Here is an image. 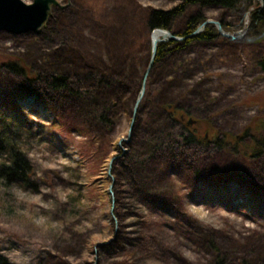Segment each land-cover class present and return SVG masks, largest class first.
<instances>
[{
  "label": "rangeland",
  "instance_id": "1",
  "mask_svg": "<svg viewBox=\"0 0 264 264\" xmlns=\"http://www.w3.org/2000/svg\"><path fill=\"white\" fill-rule=\"evenodd\" d=\"M57 1L66 9L70 27L50 36L0 31V62L21 57L37 69L87 66L122 73L119 61L125 57V72L131 63L129 69L135 67L137 73L130 75V93L108 111L110 125L97 114L92 130L67 125L61 103L44 100L38 87L34 92L7 91L5 104L0 100V110L5 107L21 120L16 141L31 167L26 185L0 181V256L8 264H214L211 239L224 254L223 264H259L257 256L264 250V156L161 143L154 158L174 166L166 183L191 219L179 220L168 201H145L117 173L159 101L177 102L194 120L189 125L197 123L202 132L208 121L236 135L262 123L264 136V71L257 64L264 54V29L251 31L249 0L231 9L188 8L185 14L199 10L206 19L227 24L225 31L236 37L216 32L215 41L189 44L149 70L128 140L133 95L141 91L137 75L144 73L151 48L153 30L144 24L145 13L181 0ZM184 16L174 20L173 30L181 28ZM2 86L8 85L0 81V96ZM159 88L166 90L158 101L154 92ZM5 158L0 154V160ZM202 161L209 171H203ZM179 162L200 166L197 182L180 179ZM163 184L155 188L161 190Z\"/></svg>",
  "mask_w": 264,
  "mask_h": 264
},
{
  "label": "trees",
  "instance_id": "2",
  "mask_svg": "<svg viewBox=\"0 0 264 264\" xmlns=\"http://www.w3.org/2000/svg\"><path fill=\"white\" fill-rule=\"evenodd\" d=\"M239 1L181 0L177 5L168 9H148L144 18V24L148 31L155 28H163L183 37L181 41L166 39L158 42L151 69L163 62L166 57H170L176 51L182 50L189 44L215 41L217 30L212 23H207L197 34L190 35L206 20V17L199 10L193 11L188 15L185 14L190 6H220L231 9ZM247 4L248 7L252 6V9L249 11V27L254 33L260 32L264 29V0H249ZM182 16L184 18L181 28L173 30L172 24L174 20ZM71 23V19L66 14V9L53 7L48 21L38 30V33L50 36L66 30L70 27ZM220 23L224 30H228L227 24L221 21ZM119 62L122 73H117L115 70L99 71L87 66H82L71 71L37 69L32 63L28 64L24 62V59L21 57L9 58L0 62V81L8 85L7 87L2 86L5 90H1L2 95L0 96V100L1 103L5 104L6 96L9 94L7 91L11 93L19 90L34 92L32 88L38 87L42 91L44 100L46 98L49 100L54 99L57 103H61V117L64 118L67 125L75 126L79 124L83 129L92 130V121L97 114L100 115L99 117L102 118L104 123L110 125L111 118L108 117V111H111V108L116 105L120 96L126 92L130 93L132 84L134 83L130 75L136 76L137 73L135 67L131 70L129 69L131 68V63L128 66L130 71L127 69L125 72V69L122 67H125L126 64L125 57H121V61ZM257 64L264 71V54L257 59ZM145 70L141 76L139 75L138 77L137 75V78H139L137 81H139V86L141 87V79L143 81ZM20 80H23L24 84H20ZM167 81L169 82V80ZM8 87L12 90H9ZM0 89L2 88L0 87ZM165 90V88L157 89L154 92V99L161 100ZM138 95L139 91L135 92L133 100ZM125 104H127V101L122 103L123 107ZM15 106L14 108H19L18 105ZM140 111L138 107V115ZM187 118H190V113L175 101L165 100L153 104L151 111L144 119L143 131L141 129L138 131L142 132L140 133L141 138H138L135 145L130 149L129 156L126 158L127 163L122 162L121 168L117 171L118 175L125 178L128 183L134 186L139 194L144 196L145 201H148L149 197H151L152 201H168L165 204L174 207L178 213L177 218L179 220L182 217L189 216L185 212H182L180 196L166 183L167 179H170L171 167L174 166L167 163L160 164L154 158L156 149L162 145L161 143L164 142L170 147L171 144H175L173 145L175 148L177 145L184 146V144L190 147L194 145L210 146L217 152H223L232 156L238 152L247 156V158L264 156V136L261 132L262 123H257L255 126L250 124L242 135H236L230 132L219 131L211 125L210 121L205 123L207 126L204 132H202L198 129L197 123L188 125ZM136 120H138L137 115ZM19 121H21L19 116L14 112H8L5 107L1 108L0 154H5L6 158L0 160V181L6 184L21 183L26 185L30 179L31 167L25 157V153L16 141L17 132L21 128ZM95 125L98 126L99 124L95 123ZM176 126L178 130L175 129ZM122 152L120 151L121 154ZM177 164L175 167H177L176 170L180 173V179H185L190 184L197 182L203 171H209L203 161L200 163L203 171L200 169V166L193 169L192 166L184 167L180 162ZM160 181L164 182V188L158 190L155 188V184ZM209 243L215 251L214 264H223L224 254L220 248L214 246L211 239H209ZM110 245L108 244L106 247H110ZM257 257L259 258L258 261H260L259 264H264L262 263V261L264 262V250ZM0 264H8V262L4 257L0 256Z\"/></svg>",
  "mask_w": 264,
  "mask_h": 264
},
{
  "label": "water",
  "instance_id": "3",
  "mask_svg": "<svg viewBox=\"0 0 264 264\" xmlns=\"http://www.w3.org/2000/svg\"><path fill=\"white\" fill-rule=\"evenodd\" d=\"M56 6L61 8L64 7L57 0H33L31 3H25L23 0H0V31L17 35L27 32H37L46 24L49 16L51 15L52 8ZM207 23H212L216 26L218 35H223L231 39L236 37L235 35L226 32L219 21L211 19L204 20L190 35L197 34ZM154 30H160L163 33L160 38H151L150 56L145 70L140 94L135 99L133 105L130 128L126 140H128L131 135V128L144 90V81L152 67L156 54L157 43L160 40L166 39L176 41L183 39L182 36L176 35L166 29L155 28ZM193 122L194 120L192 118H187L188 125Z\"/></svg>",
  "mask_w": 264,
  "mask_h": 264
},
{
  "label": "bare ground",
  "instance_id": "4",
  "mask_svg": "<svg viewBox=\"0 0 264 264\" xmlns=\"http://www.w3.org/2000/svg\"><path fill=\"white\" fill-rule=\"evenodd\" d=\"M162 33L163 32L160 30H153L151 33V38H160Z\"/></svg>",
  "mask_w": 264,
  "mask_h": 264
}]
</instances>
